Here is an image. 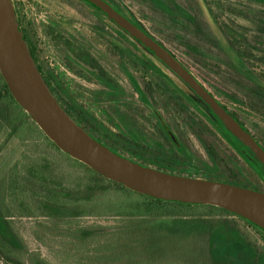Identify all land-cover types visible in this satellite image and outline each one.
I'll use <instances>...</instances> for the list:
<instances>
[{
	"label": "rangeland",
	"instance_id": "rangeland-1",
	"mask_svg": "<svg viewBox=\"0 0 264 264\" xmlns=\"http://www.w3.org/2000/svg\"><path fill=\"white\" fill-rule=\"evenodd\" d=\"M118 1L264 144V99L258 97L255 84L233 68L232 53L215 44V41L223 40L226 45L223 36L226 34L229 43L241 53L247 69L264 85V5L249 0H173L195 19L194 26L187 21L172 23L146 0ZM15 5L21 26L30 34L34 33L39 41L41 63L45 64L46 59L51 58L58 71L64 72L61 61L64 46L57 45L56 38L87 46L128 91L127 96L134 104L132 110H140L141 122L150 131L154 128V120L149 115L151 107L147 103V108L139 104L138 93L129 79L140 88L145 82L148 100L183 138L195 168H199L200 163L211 165V162L194 133V122L205 130L204 136L220 157L226 160V156H234L218 135L216 138L210 136L209 130L203 127L208 124L202 116H209L205 106L150 54L145 52V57L159 69L163 75L161 80L154 73L147 70L144 73L126 61L129 79L122 74L118 66L121 61L114 50L118 41L111 40L116 30L109 27L110 36H100L95 28L100 26V20L105 21L83 2L23 0ZM137 47L139 52L143 51ZM163 77L196 104L193 107L197 112L180 109L169 96L170 86L163 85ZM70 79L78 86L86 84L81 79ZM88 87L95 90L97 85L93 82ZM219 91L235 96L242 104L226 99ZM17 110L21 113L19 108ZM15 125L16 132L11 128L0 132V218L7 220L20 244L18 249L11 250L21 263L34 264L38 260L45 264H107L120 256L130 262L116 264H264V261L254 260L258 258L253 256L257 249L264 255V234L233 216L222 214L203 218L216 227L225 223L221 232L227 239H218L221 248L217 253L209 254L207 236L199 232L207 230L209 223L202 222L199 217L162 216V213L176 211H158L160 217L142 222L94 215L74 217L68 215L72 212L70 209L59 208L54 212V205L64 204L66 192L83 189L93 176L69 156L50 146L29 119L22 116ZM244 177L264 190V185L251 172L245 171ZM124 199V196L112 193L106 201L121 202ZM182 211L183 214L203 213L201 210ZM86 233L93 236L86 239ZM238 236L242 241H249V248L240 245ZM115 241L121 242V250L116 249L111 254L105 245ZM0 264L4 262L0 260Z\"/></svg>",
	"mask_w": 264,
	"mask_h": 264
},
{
	"label": "water",
	"instance_id": "water-1",
	"mask_svg": "<svg viewBox=\"0 0 264 264\" xmlns=\"http://www.w3.org/2000/svg\"><path fill=\"white\" fill-rule=\"evenodd\" d=\"M140 42L222 123L264 168V148L221 103L156 40L104 0H85ZM0 75L17 105L62 153L106 180L151 199L209 205L264 231V193L222 182L183 177L143 166L96 141L60 106L22 37L10 0H0Z\"/></svg>",
	"mask_w": 264,
	"mask_h": 264
},
{
	"label": "trees",
	"instance_id": "trees-1",
	"mask_svg": "<svg viewBox=\"0 0 264 264\" xmlns=\"http://www.w3.org/2000/svg\"><path fill=\"white\" fill-rule=\"evenodd\" d=\"M81 1L87 5L88 8H90L95 15H97L99 18L105 19L107 22L111 23L118 33H124L128 35L125 31H123L121 28H119L112 20H110L106 15H104L102 12H100L96 7L91 5L89 2L85 0H77ZM108 4H110L117 12L125 16L127 19H129L135 26L140 28L142 31H144L146 34H148L150 37H152L154 40H156L160 45L164 46L159 40H157L153 35H151L142 25L139 23L135 17L128 11H125V9L122 7L120 2L118 0H104ZM148 1L155 9L163 13L172 23H180L181 21H187L195 26L196 22L195 19L185 11L181 6H179L175 1L173 0H146ZM261 5H264V0H249ZM14 11L16 15V19L20 28V31L22 32V37L25 41V44L29 50V53L31 54L35 64H36V58L34 51L30 48V33L27 31V29L23 28L21 26V18L19 15V11L14 5ZM105 24L100 20V26H96V32L97 33H104ZM196 31L203 35V33L196 28ZM129 36V35H128ZM204 36V35H203ZM224 41H226V45L223 44L222 41H215L216 46L223 50L227 51L228 53H232L231 61L233 68L244 75L247 79L251 80L255 84V92L257 93L258 97L261 99H264V85H262L256 77L253 75V73L247 69L245 62L243 61L242 55L240 52H238L232 45L229 43V40L227 38V35L224 34ZM130 37V36H129ZM131 38V37H130ZM132 42L130 43V56H134L133 49H138L137 45L144 48L142 44L133 38H131ZM134 41V42H133ZM165 47V46H164ZM166 48V47H165ZM146 49V48H145ZM168 51H170L168 48H166ZM148 53H150L152 56L154 54L146 49ZM170 53H172L170 51ZM173 54V53H172ZM136 55H138L136 53ZM174 55V54H173ZM175 56V55H174ZM155 57V56H154ZM176 57V56H175ZM156 58V57H155ZM177 58V57H176ZM178 59V58H177ZM156 60L161 63L157 58ZM179 60V59H178ZM180 61V60H179ZM181 62V61H180ZM162 64V63H161ZM181 64L197 79V76L194 75V73L184 64L181 62ZM163 65V64H162ZM37 66V65H36ZM146 70L148 71L150 69L151 63L149 60H146ZM38 70L39 67L37 66ZM40 72V70H39ZM175 76V75H174ZM176 77V76H175ZM178 81L181 82V80L176 77ZM163 85L165 87L169 88V96L175 100V102L178 104L181 110L183 111H190L194 110L197 112V110L193 107L196 106L195 103H193L192 100H190L179 88L172 85L171 83L166 81V78L163 77ZM198 80V79H197ZM199 81V80H198ZM200 82V81H199ZM201 83V82H200ZM205 87V86H204ZM173 88V89H172ZM206 88V87H205ZM207 89V88H206ZM190 91V90H189ZM209 91V90H208ZM191 92V91H190ZM210 92V91H209ZM192 93V92H191ZM211 93V92H210ZM219 93L224 96L226 99L242 104V101L238 98H236L233 95L227 94L223 91H219ZM212 94V93H211ZM215 98L216 96L212 94ZM195 97V96H194ZM199 102H201L197 97H195ZM217 99V98H216ZM218 100V99H217ZM219 101V100H218ZM202 103V102H201ZM219 103H221L219 101ZM203 104V103H202ZM222 104V103H221ZM205 106V105H204ZM222 106L228 111V113L237 121L239 124L248 131L252 137L260 143V145L264 148V144L260 142L258 138H256L245 126V124L238 118V116L230 111L226 105L222 104ZM20 109L21 113L17 110V108ZM207 109V107L205 106ZM208 112L210 113V116L203 115V119L206 121L208 126L203 125L207 130H209V135L216 138V135L219 136V138L225 142L226 146L234 153V156H226V160L220 157L215 151L214 146L209 143L207 140V137L205 135V130L199 126L196 122L193 123L195 127V135L200 142L202 148L206 152V155L210 159L211 165H207L206 163H200L199 168H195L194 163L192 162V157L187 154V152H184L181 157L178 159H169V163L163 164V163H154L153 161L149 160H143V161H135L143 166L150 167L152 169L160 170L163 172H167L170 174L183 176V177H191V178H198V179H204V180H210V181H216V182H222L227 183L231 185H236L248 189H252L255 191L263 192L259 186L255 184H251L248 180L245 179L244 174L245 171L251 172L254 176H256L259 183L264 185V168L261 166V164L255 159L251 153L248 151L247 148L242 146L236 139H234L224 128L222 123L212 114V112L208 109ZM29 119L32 124H34L29 116L17 105V103L14 101L11 93L9 92L5 82L3 81L1 75H0V132L3 129L11 128L13 132H16V122L20 120L21 117ZM12 121V123H11ZM34 126L40 131V133L44 136V138L49 142L50 146L55 147L58 149L51 141H49L46 136L42 133V131L34 124ZM111 149V148H110ZM59 150V149H58ZM113 151V150H112ZM114 152L127 157V153L123 151H115ZM240 161H238L237 160ZM72 159V158H71ZM74 160V159H73ZM76 161V160H74ZM82 168L89 171L93 178H90L87 184L84 186L83 189H74L73 192H66L63 195L64 198V204L58 203L54 205L53 209L54 212H57L60 209H70L72 212L67 213L68 215L74 216V217H88V216H105L108 218H117L122 221H129L130 219L140 220V221H148L149 219L158 218L159 213L158 211H176L175 213H162V216H168V215H176V216H183V217H199V219L202 222H208V229L199 231L201 233L206 234L207 241H208V252L209 254H215L217 251L221 248L218 239H221L222 241H225L227 237H225V234H222L221 231H223L222 227L225 226V223H222L223 225L213 226L211 221H208V219H203L205 217L209 218L211 216L215 215H228L236 217L243 222H245L250 227L258 230L259 232L264 234V231L260 230L258 227L254 226L253 224L229 213L226 210H223L221 208H217L214 206L209 205H188V204H181L177 202H166V201H160L151 199L147 196L137 194L135 192H132L125 187L114 183L112 181L106 180L105 178L101 177L100 175L93 172L91 169L83 165L82 163L76 161ZM112 193L124 196V200L121 202H113V201H106V198L109 197ZM133 195H136V197L133 198ZM71 204L72 207H68V204ZM48 205V204H47ZM113 206V207H112ZM51 207V206H49ZM182 210H201L203 211L202 214H183ZM63 214V211L60 212ZM7 225V220L5 218H0V260L4 262V264H24L21 263L14 255H12V249L16 250L20 247V244L13 234V232L9 229ZM235 230V229H234ZM93 236V234L86 233L85 238H89ZM241 237L238 236V239L240 240V245H243V248H246L250 246L249 241H242L240 239ZM120 241H115V243H111L109 245H105V248H110V253L114 252V250L118 249L120 252L121 245ZM118 246H116V245ZM241 245V246H242ZM116 251V253H118ZM253 256L258 258L254 259L256 261L259 260V262L264 261V255L263 253H260L257 249L256 251H253ZM137 261V260H135ZM122 262H130L128 259H124L123 257L117 256L115 259H113V262H109L107 264H116V263H122ZM34 264H45L41 261H35ZM139 264V263H137ZM261 264V263H260Z\"/></svg>",
	"mask_w": 264,
	"mask_h": 264
},
{
	"label": "flooded vegetation",
	"instance_id": "flooded-vegetation-1",
	"mask_svg": "<svg viewBox=\"0 0 264 264\" xmlns=\"http://www.w3.org/2000/svg\"><path fill=\"white\" fill-rule=\"evenodd\" d=\"M103 21L107 25L106 30L104 29V33L98 34L108 38L110 36L108 30H111L109 27H113V25L105 19ZM114 35L111 40L118 41L115 43L114 50L119 56V62L121 61L118 66L122 74L129 79V69L125 65V61L128 64L132 63L134 67L145 73L147 67L145 52L148 53L146 49L140 46L142 52L133 49L134 56L132 57L129 54L131 38L124 33L116 32ZM38 42L36 35L31 33L30 48L34 51L36 65L39 67L40 74L50 92L62 109L96 141L113 151L126 152V158L138 162L149 160L156 164H166L169 163V159H178L184 152L192 156L183 138L153 108L146 95L145 82L143 88H140L134 80L129 79L130 85L138 93L136 98L139 104L147 108V103L151 107L149 115L154 120V128L150 131H147L144 128V122H141L140 110L138 108L132 110L134 104L127 96L128 91L100 63L101 61L93 54V49L56 38L55 43L64 46L62 50L64 55L61 60L64 72L61 73L54 66L51 58L46 59L45 64L41 63ZM152 57L156 60L154 56ZM148 71L154 73L155 77H159L161 80L163 75L154 64L151 63ZM70 78L81 79L86 84H79V87L78 84H75L76 81ZM93 82L96 83L97 88L89 90L88 85ZM73 86H76L74 91ZM83 86L85 87L83 88ZM206 110L208 112V108ZM208 114L210 116L209 112Z\"/></svg>",
	"mask_w": 264,
	"mask_h": 264
},
{
	"label": "built area",
	"instance_id": "built-area-1",
	"mask_svg": "<svg viewBox=\"0 0 264 264\" xmlns=\"http://www.w3.org/2000/svg\"><path fill=\"white\" fill-rule=\"evenodd\" d=\"M11 1V3L13 4V7H14V5L18 2V1H23V0H10Z\"/></svg>",
	"mask_w": 264,
	"mask_h": 264
}]
</instances>
